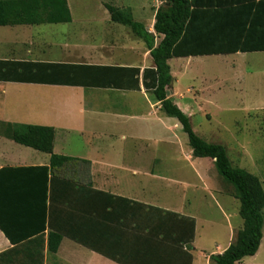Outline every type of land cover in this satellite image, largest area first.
<instances>
[{
	"label": "crops",
	"instance_id": "1",
	"mask_svg": "<svg viewBox=\"0 0 264 264\" xmlns=\"http://www.w3.org/2000/svg\"><path fill=\"white\" fill-rule=\"evenodd\" d=\"M230 1L219 8V41L264 45V0ZM161 6L159 0L139 6L140 23L156 40L163 39L155 32ZM102 7V16L85 22L71 11L60 43L36 31L39 25L7 26L14 30L1 44L6 72L19 74L16 62L53 68L37 80L0 78V264H174L184 251L193 264L199 258L214 264L215 253L201 244L199 217L173 200L180 184L161 169L169 161L177 171L182 150L193 164L208 158L193 157L183 126L148 89L155 64L146 44ZM189 58L171 59L172 74L186 72ZM11 125L54 128V153L90 162L92 175L80 167L52 175L51 154L10 139ZM232 201L218 207L224 218ZM228 229L230 240L218 254L235 240ZM52 232L63 236L56 253Z\"/></svg>",
	"mask_w": 264,
	"mask_h": 264
},
{
	"label": "trees",
	"instance_id": "2",
	"mask_svg": "<svg viewBox=\"0 0 264 264\" xmlns=\"http://www.w3.org/2000/svg\"><path fill=\"white\" fill-rule=\"evenodd\" d=\"M163 2L156 14L155 32L163 36L156 45V36L144 24L136 21L129 10L106 5L113 22L129 27L151 52L155 69L148 83V89L162 111L176 118L188 136L189 145L195 158H211L220 176L233 186L235 198L240 201V215L244 226L234 242L222 254L211 255L214 264H238L247 257L255 256L260 250L264 230V186L260 178L244 168L235 166L226 146L211 143L201 138L193 129L191 118L169 97L174 76L169 61L179 57H199L211 55H232L264 51V45L222 43L219 41V8L226 0H159ZM230 3H234L233 0ZM72 21L68 0H0V27L18 25L65 24ZM19 74L6 72L8 63L0 61V78L37 80L43 78L53 68L51 63H13ZM55 65V64H54ZM34 67L39 68L36 72ZM7 136L13 141L51 154V173L63 171L78 172L75 168H85L91 174V163L54 153L56 131L51 127L33 125H11ZM63 236L57 232L50 234L51 253L60 248ZM184 251V250H183ZM186 258L180 257L174 264H193V256L184 251Z\"/></svg>",
	"mask_w": 264,
	"mask_h": 264
},
{
	"label": "rangeland",
	"instance_id": "3",
	"mask_svg": "<svg viewBox=\"0 0 264 264\" xmlns=\"http://www.w3.org/2000/svg\"><path fill=\"white\" fill-rule=\"evenodd\" d=\"M68 2L73 14L77 18H84V22L86 18L102 16V9L99 8L107 4L125 10L132 7L134 19L140 22L139 6L153 3V0ZM69 28L68 24H43L34 27L36 31H42L43 35L58 43L62 41V32ZM122 28L131 30L126 26ZM13 30L11 27H0V51L4 47L1 44L6 43L3 39L12 37ZM59 52L54 50L55 55ZM182 64H185L186 72L178 73L174 69L176 79L170 92L191 117L194 131L208 142L226 146L233 164L256 175L264 186V52L191 57ZM172 65L174 67L175 62ZM181 135L183 142L191 150L188 136L184 131H181ZM171 166L168 161L161 169L164 176L172 177L180 184L177 186L178 196L171 194L173 200L182 202L186 213H195L199 217L201 244L209 251L206 254L211 251L218 254V245L225 246L230 240L228 226L236 234L244 226L240 215L241 204L235 198L233 186L220 176L211 158L203 163L197 161L193 164L182 150L178 170ZM171 169L175 170L171 172ZM172 190L176 192L175 189ZM163 193H171V189H163ZM222 200H233V204L224 210L225 218L218 208L222 207ZM214 223L219 225L220 232L217 233L216 229L219 227ZM198 264L208 263L204 258H199ZM238 264H264V236L259 252Z\"/></svg>",
	"mask_w": 264,
	"mask_h": 264
}]
</instances>
